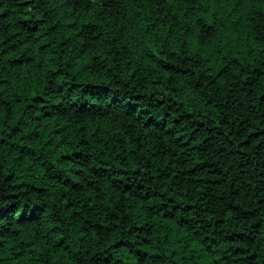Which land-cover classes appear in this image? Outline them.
Here are the masks:
<instances>
[{
  "label": "trees",
  "instance_id": "1",
  "mask_svg": "<svg viewBox=\"0 0 264 264\" xmlns=\"http://www.w3.org/2000/svg\"><path fill=\"white\" fill-rule=\"evenodd\" d=\"M0 264H264V0H0Z\"/></svg>",
  "mask_w": 264,
  "mask_h": 264
}]
</instances>
